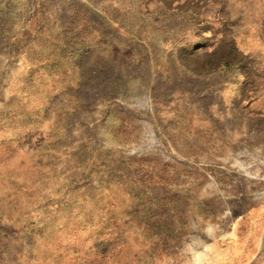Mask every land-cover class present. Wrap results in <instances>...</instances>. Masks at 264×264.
<instances>
[{"label":"rangeland","instance_id":"rangeland-1","mask_svg":"<svg viewBox=\"0 0 264 264\" xmlns=\"http://www.w3.org/2000/svg\"><path fill=\"white\" fill-rule=\"evenodd\" d=\"M0 264H264V0H0Z\"/></svg>","mask_w":264,"mask_h":264}]
</instances>
